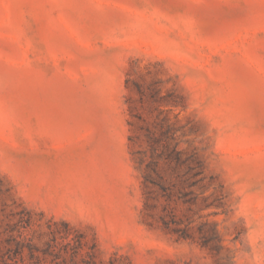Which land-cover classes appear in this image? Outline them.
Returning a JSON list of instances; mask_svg holds the SVG:
<instances>
[{
    "label": "rangeland",
    "instance_id": "1",
    "mask_svg": "<svg viewBox=\"0 0 264 264\" xmlns=\"http://www.w3.org/2000/svg\"><path fill=\"white\" fill-rule=\"evenodd\" d=\"M0 178V264H264V0H0Z\"/></svg>",
    "mask_w": 264,
    "mask_h": 264
},
{
    "label": "trees",
    "instance_id": "2",
    "mask_svg": "<svg viewBox=\"0 0 264 264\" xmlns=\"http://www.w3.org/2000/svg\"><path fill=\"white\" fill-rule=\"evenodd\" d=\"M176 159L182 163L184 161V158L180 155V151H176ZM201 172L200 168H198L195 171V174H199ZM0 183L3 184L2 179L0 178ZM21 215L19 216V218L13 222L12 224H9V226L5 229L6 232H9V234L11 236L14 235V231L20 230V228L22 227H28L31 226L32 221H33V212L30 210H26L23 209L21 211ZM61 223L64 225L65 231H66V237L71 236L73 234V236L70 237V239L68 240L66 246L68 247V249L66 248V251H69L71 249V260H72V264H80L77 260V256L79 255L80 251L86 248V252L83 255L82 258V262L83 264H96L94 258H95V247L96 244H93V247H89L88 246V240L86 239V237L78 231V229L76 227H74L73 225H71V223L69 221L66 220H62ZM77 231V232H76ZM24 230H22L20 233L21 235L23 234ZM53 232V231H52ZM79 234L76 235L75 234ZM15 237V236H13ZM28 241H32V238H29ZM17 245L19 246V249H21V245L23 244L22 241L17 240L16 241Z\"/></svg>",
    "mask_w": 264,
    "mask_h": 264
}]
</instances>
